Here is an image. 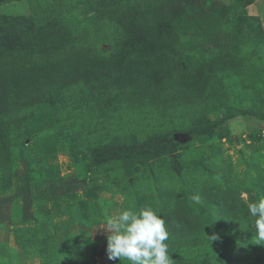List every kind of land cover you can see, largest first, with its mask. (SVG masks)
<instances>
[{
    "label": "rangeland",
    "instance_id": "1",
    "mask_svg": "<svg viewBox=\"0 0 264 264\" xmlns=\"http://www.w3.org/2000/svg\"><path fill=\"white\" fill-rule=\"evenodd\" d=\"M152 1L0 0V84H16L29 104L0 111L8 120L0 133V264H127L108 259L110 233L99 227L128 208L149 207L165 220L172 264H264L246 206L264 198V0H211L226 6L236 23L231 32L225 17L201 13L210 0H179L185 12L171 25L175 49L191 51L182 71L129 44L137 13ZM242 16L253 18L256 33ZM60 27L73 41L45 36ZM128 57L154 75L144 95L124 84L87 87ZM46 59L72 60L75 71L60 77L75 74L30 106L27 95L38 87L25 78ZM217 119L225 120L212 139L176 145L180 174L168 154L143 145ZM124 145L148 150L132 160L95 161V150ZM197 194L199 205L190 200Z\"/></svg>",
    "mask_w": 264,
    "mask_h": 264
},
{
    "label": "trees",
    "instance_id": "2",
    "mask_svg": "<svg viewBox=\"0 0 264 264\" xmlns=\"http://www.w3.org/2000/svg\"><path fill=\"white\" fill-rule=\"evenodd\" d=\"M189 6L193 3H197V0H182ZM208 7L203 8L204 2L202 4L201 13L207 15H218L225 17V28L228 29L227 32H231L233 27L232 25H236L234 21L228 19L229 12L226 11V6L220 4L218 1H211ZM250 3L249 2H246ZM147 10L144 12L137 13V20L134 23L135 28L130 30L128 33L129 36V44L132 46L133 50L139 53L142 56H148L154 53L157 57L161 58V63L166 67L167 65L171 69H178L180 71L183 70L181 67V58L183 55L190 53L191 51L186 50L183 47H176V39L172 36L173 31L171 30V25L175 19H178L180 15L185 12V8L182 4H180L179 0H153L149 6H147ZM241 22L250 29V32H254V22L253 18L248 16L240 17ZM251 27V28H250ZM249 31V30H248ZM70 29L65 27H60L57 29V32H51L47 36H53L57 38H63L68 42V39L73 41V37L70 34ZM156 44V48H155ZM71 46V45H70ZM116 46H119V43L116 42ZM226 46V45H225ZM229 47L227 46L226 49ZM79 48L77 47V51ZM138 50V51H137ZM211 50V49H210ZM68 50L64 53L70 52ZM48 49H43V55L48 54ZM76 53H72L66 55H74ZM178 56V58H176ZM110 59V58H109ZM135 58L128 57L124 59V63L120 65V67H116L114 69H107L106 76L102 78L101 81L99 79H95L94 81L90 82L87 80V87L91 88L92 85L98 86L97 90L103 89L102 87L112 88L115 87L117 90L116 85L124 84L127 85L132 92L135 90L139 91L140 95H144L149 87H152L154 75L152 72L147 71L149 74L147 76L141 72V68L134 65ZM72 60L60 61L57 59H46L37 62L36 65L31 67V71L35 72L34 77L25 78V80H31V84H37L38 89L31 90L27 95L30 100V106L32 103L38 104L43 100H47L48 98H52L57 92L59 87H64L68 84L70 79L72 78V73L68 76V80H63L60 75L62 70L64 69H74L76 67L71 68ZM240 67V71L243 70ZM182 68V70H181ZM105 71V70H103ZM102 71V72H103ZM242 72V71H241ZM98 71L91 72V77L96 78ZM75 72L73 73L74 76ZM117 75H119L117 77ZM117 77V78H116ZM44 90V93H40L37 91ZM118 89L122 90V87ZM36 93V94H34ZM22 93L20 92V88L12 83V82H5L0 84V111H4L9 108V106H15L18 103L22 102ZM34 94V95H33ZM32 95L34 97H32ZM41 101L38 100V98ZM27 98L24 99L26 105L29 104L26 102ZM36 101V102H35ZM242 114L249 115L251 111L248 109H243L241 111ZM5 116L0 114V133L6 130V126H8V120H6ZM226 118V117H224ZM227 118H231V116H227ZM225 119H217L214 123L210 125L199 126L193 128L189 131H186L190 135L194 136L196 139H200L201 141H208L212 139L215 135V128L216 126ZM8 128V127H7ZM179 132L174 130L168 134H156L151 137H148L144 142L143 145H146L148 149L152 147V152L155 155H162L168 154L172 161V168L176 174H180L182 172V164L178 160L176 154H174V149L176 145H181L179 141H176L173 137V133ZM142 145H134V146H123L114 149H97L94 151V159L97 163L107 162L111 160H128L133 159L134 155L138 156L141 153L147 152L148 149H142ZM24 159V158H23ZM27 165L30 169V163L27 161ZM4 190V189H3ZM5 193V191H2ZM163 215V213H160Z\"/></svg>",
    "mask_w": 264,
    "mask_h": 264
},
{
    "label": "clouds",
    "instance_id": "3",
    "mask_svg": "<svg viewBox=\"0 0 264 264\" xmlns=\"http://www.w3.org/2000/svg\"><path fill=\"white\" fill-rule=\"evenodd\" d=\"M190 200L195 205L202 203L198 194L191 196ZM246 206L248 214L254 218L255 238L258 244H264V198ZM99 228L110 233L107 236L109 260L119 258L127 264H172L165 243L169 239L165 220L150 207L138 211L128 208L108 216Z\"/></svg>",
    "mask_w": 264,
    "mask_h": 264
},
{
    "label": "water",
    "instance_id": "4",
    "mask_svg": "<svg viewBox=\"0 0 264 264\" xmlns=\"http://www.w3.org/2000/svg\"><path fill=\"white\" fill-rule=\"evenodd\" d=\"M173 137L176 141H179L181 144H185L190 139H192V135L187 132H175L173 133Z\"/></svg>",
    "mask_w": 264,
    "mask_h": 264
}]
</instances>
